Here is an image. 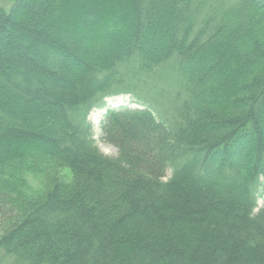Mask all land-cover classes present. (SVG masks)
Here are the masks:
<instances>
[{
    "label": "trees",
    "instance_id": "obj_1",
    "mask_svg": "<svg viewBox=\"0 0 264 264\" xmlns=\"http://www.w3.org/2000/svg\"><path fill=\"white\" fill-rule=\"evenodd\" d=\"M8 2L0 264H264V0Z\"/></svg>",
    "mask_w": 264,
    "mask_h": 264
},
{
    "label": "rangeland",
    "instance_id": "obj_2",
    "mask_svg": "<svg viewBox=\"0 0 264 264\" xmlns=\"http://www.w3.org/2000/svg\"><path fill=\"white\" fill-rule=\"evenodd\" d=\"M1 4L7 7L9 5V2L8 0H0V5ZM104 102H105L104 107L93 108L90 111L88 115V119L91 121L93 125L94 138H95V141L99 149L108 156L116 157L117 150L113 146L106 144L101 140L100 123L102 119L104 118L105 112L108 109H120L124 107L136 108L138 107V105L131 96L125 95V94L108 97L104 100ZM168 175H169V172H168ZM263 201H264V197L258 200V205L260 206L263 203Z\"/></svg>",
    "mask_w": 264,
    "mask_h": 264
}]
</instances>
